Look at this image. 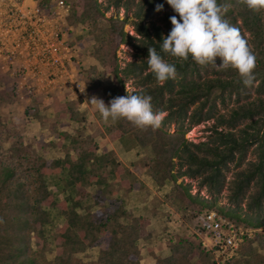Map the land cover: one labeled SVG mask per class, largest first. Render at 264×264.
Returning <instances> with one entry per match:
<instances>
[{"label": "trees", "instance_id": "trees-1", "mask_svg": "<svg viewBox=\"0 0 264 264\" xmlns=\"http://www.w3.org/2000/svg\"><path fill=\"white\" fill-rule=\"evenodd\" d=\"M49 1L43 0L42 6ZM69 1L68 25L83 26L93 55L112 78V87L105 89L109 92L105 104L126 96L124 82L129 80L134 88L130 93L151 96L153 111L165 114L157 130L138 128L126 119L104 121L107 135L129 144L126 149L150 148L152 157L145 164L149 177L157 187L172 185L165 201L190 224L203 211H214L251 231L236 255L221 264H264V11L249 10L239 0H218L228 6L224 18L240 29L256 56L251 87H245L232 68L218 71L212 65H198L191 57L181 61L166 55L178 75L161 85L147 59L148 47L161 51L162 38L173 27L170 17L180 19L167 0ZM157 5L163 10L157 12ZM111 10L123 11V18L106 17ZM126 26L132 34L125 32ZM120 47L129 48L133 60L120 62ZM88 74L97 80L95 68ZM67 109L70 120L84 118L75 108ZM205 123L209 134L204 141L186 138L192 127ZM70 144L74 155L67 152L47 163L0 121V264H143L137 242L152 239L149 219L132 216L119 199L102 208L101 198L91 196L101 204L93 213L85 203L90 196L87 188L106 191L109 179L127 192L139 188L129 181L135 179L133 173L113 152L97 153L93 137L84 142L72 138ZM53 175L74 195L57 201L45 181ZM47 209H56L63 218L54 228L53 247L44 229L51 223ZM92 248L98 250L95 261L78 257ZM47 253L53 257L48 259ZM155 264L217 262L200 242L180 239L169 245L168 256H155Z\"/></svg>", "mask_w": 264, "mask_h": 264}, {"label": "rangeland", "instance_id": "rangeland-1", "mask_svg": "<svg viewBox=\"0 0 264 264\" xmlns=\"http://www.w3.org/2000/svg\"><path fill=\"white\" fill-rule=\"evenodd\" d=\"M67 1L70 3L69 0ZM122 15L123 11L111 10L106 13V17L123 18ZM125 32L132 34L128 26L125 27ZM67 41L73 53V72L71 73L74 74V78L72 81L82 89L81 92L68 90L63 83L65 78L26 77L25 69H22L19 61L14 60L12 56L7 57L9 54L5 51L0 52L1 123L47 163L62 159L67 152L74 155L76 150L70 144L72 138L84 142L93 137V141L97 144V153L100 154L104 149L113 152L119 163L133 173L135 179H129V181L140 187L127 192L119 187L116 180L109 179L106 191H96L94 187L87 188L90 196L85 203L90 206L93 213L100 209L101 204H97L91 196L97 194L101 198L102 208L107 207L110 200L119 199L132 216L149 219L148 230L152 233V239L137 242L143 264H153L155 256L163 258L169 255V245L180 239H189L198 243L199 239L195 233L196 219L193 225L190 224L165 201L172 185L167 183L163 187H157L149 177L145 164L152 157L150 148L135 145L126 149L129 144H123L119 139L112 140L104 130L105 123L99 112L90 105L83 104L86 99L90 100L93 96L105 102V97L109 95L105 89L113 85L111 76L104 73L102 65L93 55V45L88 41L87 32L83 26H72ZM117 57L120 62L133 60L132 51L126 47H120ZM120 65L123 64L120 63ZM91 68L96 69L97 80L88 78V71ZM124 89L125 92L133 91L132 81L125 80ZM69 106L75 108L77 113L83 114L84 118L79 121L70 120L67 109ZM170 132L173 133V128ZM208 134V124L205 123L192 127L186 138L192 142H200L204 141ZM128 141L126 143H129ZM4 147H7V144ZM252 157L249 156V158ZM45 181L48 190L57 201H61L67 195H74L73 191L66 188L55 175L45 178ZM185 182L195 185V181L185 180ZM196 192L197 190L193 188L192 194ZM224 201L222 196L220 202L224 203ZM47 210L51 223L44 229L53 247L54 228L63 223V218L56 209ZM78 211L85 214L84 210ZM97 251L96 248L87 249L78 257L84 262H92L97 258ZM52 257L53 253H47L48 259Z\"/></svg>", "mask_w": 264, "mask_h": 264}, {"label": "clouds", "instance_id": "clouds-1", "mask_svg": "<svg viewBox=\"0 0 264 264\" xmlns=\"http://www.w3.org/2000/svg\"><path fill=\"white\" fill-rule=\"evenodd\" d=\"M239 3L255 12L264 11V0H239ZM167 4L180 19L175 15L170 17L173 27L162 38L160 52L148 47L147 64L157 83L163 85L170 79L175 80L178 75L175 64L164 58L166 55L181 61L191 57L198 65H212L218 71L232 68L245 87L253 85L256 56L240 29L224 18L227 5L219 4L218 0H167ZM162 10L163 5H157L156 11ZM217 58L221 61L219 65ZM151 100V96L127 91L126 96L115 97L108 105L96 96L86 99L83 104L98 111L105 122L126 119L138 128L157 130L162 126L165 114L154 112Z\"/></svg>", "mask_w": 264, "mask_h": 264}, {"label": "built area", "instance_id": "built-area-1", "mask_svg": "<svg viewBox=\"0 0 264 264\" xmlns=\"http://www.w3.org/2000/svg\"><path fill=\"white\" fill-rule=\"evenodd\" d=\"M42 1L0 0V52L19 61L26 77L65 78L68 90L81 92L72 81L73 53L67 41L72 31L67 23L70 4L50 0L42 6ZM195 228L201 246L212 253L217 264L235 256L244 236L251 234L214 211L200 213Z\"/></svg>", "mask_w": 264, "mask_h": 264}, {"label": "crops", "instance_id": "crops-1", "mask_svg": "<svg viewBox=\"0 0 264 264\" xmlns=\"http://www.w3.org/2000/svg\"><path fill=\"white\" fill-rule=\"evenodd\" d=\"M83 116H84V115H83ZM141 256H142V254H141ZM167 256H168V255H167ZM154 261H155V260H153V264H155ZM142 262H143V260H142Z\"/></svg>", "mask_w": 264, "mask_h": 264}]
</instances>
